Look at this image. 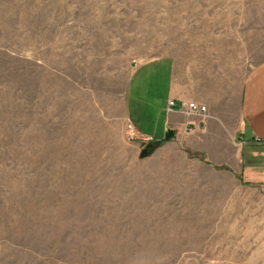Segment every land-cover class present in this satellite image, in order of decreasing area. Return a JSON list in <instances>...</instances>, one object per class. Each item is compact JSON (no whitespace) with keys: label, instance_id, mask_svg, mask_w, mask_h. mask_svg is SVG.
Instances as JSON below:
<instances>
[{"label":"rangeland","instance_id":"374dc122","mask_svg":"<svg viewBox=\"0 0 264 264\" xmlns=\"http://www.w3.org/2000/svg\"><path fill=\"white\" fill-rule=\"evenodd\" d=\"M263 61L264 0H0V264H264L165 140L172 69L236 114Z\"/></svg>","mask_w":264,"mask_h":264},{"label":"crops","instance_id":"0c3cea01","mask_svg":"<svg viewBox=\"0 0 264 264\" xmlns=\"http://www.w3.org/2000/svg\"><path fill=\"white\" fill-rule=\"evenodd\" d=\"M214 94L176 93L172 69L169 100L182 103L180 107L169 106L165 129H172L188 149L200 150L196 151L200 157L210 156L225 168L217 172L213 190L219 203L226 200L228 226L234 237L256 233L264 238V61L245 78L236 114L227 99L223 103ZM194 99L207 107L204 115L189 113L188 104Z\"/></svg>","mask_w":264,"mask_h":264},{"label":"water","instance_id":"95a60500","mask_svg":"<svg viewBox=\"0 0 264 264\" xmlns=\"http://www.w3.org/2000/svg\"><path fill=\"white\" fill-rule=\"evenodd\" d=\"M174 135H175V132L172 129L168 130L165 140L172 139V137ZM157 148H158V145H156L154 141L153 142H149L146 145V147L142 150V152L140 154V158H145V157L149 156Z\"/></svg>","mask_w":264,"mask_h":264},{"label":"built area","instance_id":"2783aa9c","mask_svg":"<svg viewBox=\"0 0 264 264\" xmlns=\"http://www.w3.org/2000/svg\"><path fill=\"white\" fill-rule=\"evenodd\" d=\"M176 102L175 100H170V106H175ZM189 107V113L191 114H200L204 115L205 112L207 111V107L205 105H200L195 102H190L188 104Z\"/></svg>","mask_w":264,"mask_h":264},{"label":"trees","instance_id":"16d2710c","mask_svg":"<svg viewBox=\"0 0 264 264\" xmlns=\"http://www.w3.org/2000/svg\"><path fill=\"white\" fill-rule=\"evenodd\" d=\"M163 142H165V140H164ZM163 142H162V143H163Z\"/></svg>","mask_w":264,"mask_h":264}]
</instances>
